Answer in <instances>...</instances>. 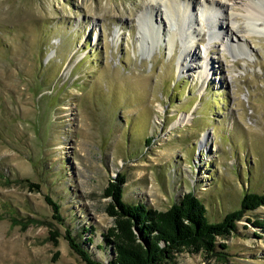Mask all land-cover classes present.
Masks as SVG:
<instances>
[{
  "label": "rangeland",
  "instance_id": "1",
  "mask_svg": "<svg viewBox=\"0 0 264 264\" xmlns=\"http://www.w3.org/2000/svg\"><path fill=\"white\" fill-rule=\"evenodd\" d=\"M149 1L0 0V264H86L67 229L111 260L105 193L119 174L127 201L166 210L194 192L213 222L264 192V0L253 21L250 0H192L174 17ZM225 13L245 29L232 43ZM256 221L264 205L216 255L164 264H264Z\"/></svg>",
  "mask_w": 264,
  "mask_h": 264
},
{
  "label": "trees",
  "instance_id": "2",
  "mask_svg": "<svg viewBox=\"0 0 264 264\" xmlns=\"http://www.w3.org/2000/svg\"><path fill=\"white\" fill-rule=\"evenodd\" d=\"M125 182V176L119 174L118 182H111L105 193L113 199L107 212L115 220L114 226L103 235L108 243L106 248L112 254L111 260L104 263L93 259L71 230H66L72 248L86 264H164L175 252L184 251L216 255L218 245L221 249L227 248L226 244H218L217 239L231 235L244 212L255 211L264 205V192L246 193L239 209L227 212L222 220L213 222L206 204L194 192L184 193L168 209L159 210L144 202L127 201L125 186H122ZM47 201L53 206L55 218L64 221L60 204L49 196ZM255 223L264 227L261 221ZM54 235L57 237L59 233Z\"/></svg>",
  "mask_w": 264,
  "mask_h": 264
},
{
  "label": "bare ground",
  "instance_id": "3",
  "mask_svg": "<svg viewBox=\"0 0 264 264\" xmlns=\"http://www.w3.org/2000/svg\"><path fill=\"white\" fill-rule=\"evenodd\" d=\"M181 1L182 0H161L159 3L165 8V10H166V12H165V15H168L169 17H174L175 16V14H176V12H180V13H189L190 12V8L192 7V6H190V5H192V0H183V2H185L186 3V5L187 6H184L183 8H184V11H182V8H181ZM149 4H154L152 7H151V10H152V12H150V15L151 14H153V12H155L156 10L157 11H159L160 10V8L157 6V4L155 3V2H152L151 0L148 2ZM247 3V2H246ZM258 4V3H257ZM185 5V4H184ZM255 5H256V2L254 1V0H250L249 1V3H247L246 5H245V7H244V9H245V11L247 12V15H249V16H251V18H252V21H253V19H256V18H258V16H256V14L253 12V10L252 9H254L255 8ZM224 7V6H223ZM159 9V10H158ZM221 9H223V8H221ZM226 9V8H225ZM259 10V9H258ZM257 10V11H258ZM225 15V17H224V20L226 21V20H228L229 19V21L231 20H233V21H238V19L236 20L235 18H238V17H236L235 15H234V17H233V14L232 13H225L224 14ZM256 16V17H255ZM247 17V16H246ZM260 18V17H259ZM250 19V18H249ZM261 19V18H260ZM264 21V20H263ZM240 23V22H239ZM257 24V23H256ZM243 24H238V22H237V24L236 25H232V24H230V23H227V26H228V32L226 31V30H224L223 29V27H222V25L219 23V26L221 27L220 29H221V31L223 32H221V36H223V34L224 33H226L227 32V43L229 42V43H232V42H234V27L233 26H237L236 28L238 29V30H240L241 32L243 31V30H245V29H243V26H242ZM218 26V25H217ZM245 27V26H244ZM147 28L145 27V26H143V28H142V31H145V33L147 32ZM218 30V29H217ZM195 31H196V29H195ZM248 30L246 29V31L245 32H247ZM231 33V34H230ZM232 34H233V36H232ZM247 34H249V31L247 32ZM225 35V36H226ZM174 35L172 34V36H170V37H173ZM174 38V37H173ZM173 40V39H172ZM194 50H193V46H191L190 48H187V52H186V54H182V57H181V59H180V61H179V64H178V67L179 68H182L184 71L186 70V71H189V70H192V68H193V65L192 66H190V65H188L189 63V61H194V62H196L195 61V59H194V56H195V52H193ZM204 73V72H203ZM200 76V75H199ZM183 122H184V119H183Z\"/></svg>",
  "mask_w": 264,
  "mask_h": 264
}]
</instances>
